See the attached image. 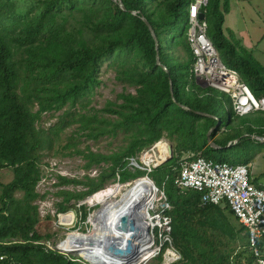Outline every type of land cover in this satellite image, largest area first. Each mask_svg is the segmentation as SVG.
Instances as JSON below:
<instances>
[{"label": "trees", "instance_id": "trees-1", "mask_svg": "<svg viewBox=\"0 0 264 264\" xmlns=\"http://www.w3.org/2000/svg\"><path fill=\"white\" fill-rule=\"evenodd\" d=\"M191 2L123 0L126 7L123 9L118 0H0V169L11 167L14 173L0 195V255L4 256L0 264H80L79 257L49 248L44 239L51 234H42L30 215L32 201L38 196L41 158L45 156V148L52 149V139L45 129L37 127L36 121L54 103L58 108L68 103L71 106L77 102L89 103V99L83 101V98L100 83L101 64L111 57L110 65H115L122 58L120 53L127 51L132 58L116 66L117 78L136 86L137 92L121 93L122 102L115 103L117 108L106 107L107 112L119 115L115 121L109 116L99 118L84 113L79 114L77 121L89 130L91 137L121 128L130 141L124 150L112 155L90 151L86 156L91 162L105 160L113 166L101 172L98 181L89 176L88 180H81L59 175V183L89 186L79 193L63 192L68 200L83 198L101 190L107 180L117 175L121 180L141 177L144 171L130 169L128 158L165 136L175 143L174 156L153 169L152 177L157 184L165 183L167 202L172 207L166 211L172 218L171 235L183 255L172 264H234L226 233L217 228L210 232L193 218L207 209L216 217H235L229 205L202 206L201 194L177 188L174 178L180 161L191 151H201L216 161L231 162L220 152L228 148L217 150L208 142L207 133L218 120L220 126L211 134L218 144L226 146L240 138L229 148L245 145L255 150L264 146L251 136L264 137V111L239 116L228 93L198 82L193 72L195 56L188 40ZM64 9L70 14H82L81 28L87 26L91 38L80 32L82 29L69 26V14ZM229 10L230 0H208L203 8L209 25L207 34L224 64L238 71L256 97H264L263 65L240 40H235L234 31L229 30L228 34L224 31ZM142 16L155 30L161 61L167 70L157 63L156 40ZM180 48L186 52V59L174 51ZM20 50L24 52L23 63L16 57ZM219 96L222 113L218 111ZM36 102L40 109L34 112ZM94 120L98 123L94 124ZM244 133L248 135L243 136ZM253 157L251 154L231 163L248 164ZM253 182L261 186L254 179ZM17 190L24 191L23 199L15 196ZM217 210L221 211L220 215L216 214ZM240 224V230L246 231L244 236H239L247 242L248 257L254 264H260L250 247L248 228ZM261 242L264 258V239ZM187 249L192 257L185 255ZM160 252L161 259L163 250Z\"/></svg>", "mask_w": 264, "mask_h": 264}, {"label": "rangeland", "instance_id": "rangeland-1", "mask_svg": "<svg viewBox=\"0 0 264 264\" xmlns=\"http://www.w3.org/2000/svg\"><path fill=\"white\" fill-rule=\"evenodd\" d=\"M164 1L165 0H157V2L161 3H164ZM64 11L69 14V26L72 25L76 29H82V14H70L66 9H64ZM89 30L90 29L87 26H84L80 32L90 37ZM172 38L173 37H171V39ZM235 40L237 42L239 41V39ZM174 51L179 54L181 59L187 58L186 52L183 49L180 48ZM122 53H120L122 58L117 60V64L112 66L110 65V62H112L111 57L107 58L101 64L98 73L100 83L95 86L93 92H91L90 95H87V97L83 98V101L89 99V103L77 102V104L72 106L68 103L61 108H58V106H56L54 103L51 108L41 112L39 119L36 121L37 127L45 129V134L50 136L52 139V149H49V147L44 149L45 156L41 158L40 162L41 179L36 186L38 196L34 201H32L30 215L35 223L36 228L42 232V234H51L49 238L44 239V242L47 244V246L68 256L81 257V254L78 252L57 249V245L63 243L70 232L81 231L87 233L91 231L93 229V225L89 221L90 216L97 214V212L101 209L102 204H91L88 202L87 199L91 195H86L83 198H72L68 200L66 193L63 191L70 190L71 192L79 193L80 191H86L89 186H87V184L78 182L59 183L60 179L58 176L62 175L69 178H79L81 180H88L87 176H89L93 179L95 178V181H98L99 174L103 171L109 170L113 166L112 162L105 160L100 162H91L90 158H88L86 155H88L90 151L103 153L105 155H112L115 152H121L124 150L125 146L128 145L130 141V137L127 136L128 134L124 131V129L121 128H118L117 131L107 132L91 137L88 134L89 130L82 127L81 123L77 121L80 113L88 115L96 114V116L99 118L103 116H109L112 121H115V118H118L119 115L117 113L115 114L109 111L107 112L106 107L117 108L118 105H115V103L122 102V98L119 97L121 93L137 92L136 86L129 85L117 78L116 66L121 64L123 60L127 62L132 58L130 51ZM16 57L19 60V63L24 62V52L22 50L19 51ZM198 82L201 83V85L206 86L203 79H198ZM217 105L219 113H222V100L220 96L218 98ZM38 109H40V105L38 102H36L35 106L33 105V110L34 112H37ZM62 120L64 121L62 122ZM93 122L94 124L98 123L95 120ZM105 125L108 127L107 124ZM101 126H103V123H101ZM112 126L113 125L109 123V127L112 128ZM59 127H62V129L56 133V130ZM51 128L56 129L51 130ZM172 144L175 145L173 142ZM75 148L82 149L81 153L76 152L77 150H75ZM255 150L251 149L249 146L242 145L224 149L220 152L224 155L226 154L229 161L240 162L244 157L247 158L251 154L255 156V154L260 151V147L257 146ZM257 163H259V167H257ZM249 165L250 168L255 172L257 181L263 182L264 159L257 160L255 156L254 160H252ZM129 168L132 170L139 168L144 171L142 172L141 177L149 176L151 179H154L152 177L153 170L148 172V170L142 167L129 166ZM259 171L260 173H258ZM13 176L14 173L11 167L0 169V195L3 192V185L11 182ZM135 180V178L121 180L120 176L117 175L116 177L107 180L101 190L110 188L117 184H122L125 186L131 182H134ZM156 185L158 186L159 191L157 200L153 207L154 209H152V212L155 216L159 213V210L162 211L165 207H167V199L163 193L165 189L164 183H156ZM15 196L19 199H23L24 191L17 190L15 192ZM171 209L172 207H170L167 212ZM61 210H63V212ZM59 211L65 214L74 211L75 222L70 225L60 223ZM204 212V214H201L200 212L196 213L193 218L207 227L210 232H213L217 228L223 231L224 234L226 233L225 235L227 236V241L231 242V247H228V249L233 251L231 256L232 263L254 264L252 258L248 257L250 252L247 250L248 246L246 240L242 241L239 236V234L244 236V233L246 232L244 229L240 230L242 227L240 222H238L234 216H231L230 218L224 216L222 218L220 216L216 217L213 211L210 209H207ZM216 214L220 215L221 211L217 210ZM164 229L167 232H165V235L162 237L159 236V231L156 229L154 230V233L152 232L154 235V246L157 252L146 262V264H172L179 261L181 257H183L180 250L175 245L174 237L171 235V231L168 232V227H164ZM230 234L233 236H230ZM160 242H163L162 246ZM161 250H163V252L162 258L160 259L158 256L160 255ZM239 252L241 255H238ZM185 255L187 257H192L189 249H187ZM80 260V264H92L85 258ZM190 261L191 259L188 262Z\"/></svg>", "mask_w": 264, "mask_h": 264}, {"label": "built area", "instance_id": "built-area-1", "mask_svg": "<svg viewBox=\"0 0 264 264\" xmlns=\"http://www.w3.org/2000/svg\"><path fill=\"white\" fill-rule=\"evenodd\" d=\"M207 3L208 0H192L189 6L188 40L195 56L193 72L196 78L203 79L206 86L228 93L233 109L239 116L264 111V97H256L247 83L242 81L238 71L224 64L209 38L208 21L206 17H200ZM168 141L163 136L142 149L138 156L129 157V166L142 167L149 172L166 163ZM177 170L175 186L183 191L192 189L200 192L202 206L229 205L235 217L248 228L250 247L259 263L264 264L260 246L264 239V187L253 182L249 165L216 161L207 158L201 151H191L182 158ZM163 193L167 199L165 189ZM166 204L167 207L156 214L160 216V222L153 227V230L159 231L160 237L167 232L164 227L171 231L172 218L166 213L171 205ZM64 214H59L60 223ZM160 243L162 246L163 242ZM3 257L0 255V259Z\"/></svg>", "mask_w": 264, "mask_h": 264}, {"label": "bare ground", "instance_id": "bare-ground-1", "mask_svg": "<svg viewBox=\"0 0 264 264\" xmlns=\"http://www.w3.org/2000/svg\"><path fill=\"white\" fill-rule=\"evenodd\" d=\"M152 181L150 177L142 176L128 185L117 184L89 196L87 201L91 204H102L97 214L90 216L93 229L87 233H68L60 248L78 252L93 264H146L156 253L152 232L154 233L153 227L160 222V216H155L152 212L159 191L156 183ZM124 214L130 220L140 223V233L133 238L138 248L129 257L122 258L106 252V241L109 238L127 237L124 230L116 226L117 220ZM61 221L68 225L73 224L75 212L62 215Z\"/></svg>", "mask_w": 264, "mask_h": 264}, {"label": "crops", "instance_id": "crops-1", "mask_svg": "<svg viewBox=\"0 0 264 264\" xmlns=\"http://www.w3.org/2000/svg\"><path fill=\"white\" fill-rule=\"evenodd\" d=\"M223 28L226 34L229 30L234 31L243 47L251 52L264 67V0H230V10L225 16ZM245 135L248 133L243 134V136ZM251 136L264 143V139L261 138L263 136ZM239 140L240 138L235 139L233 143L236 144ZM255 156L257 160L264 159V146L260 147V151ZM255 156L249 163L254 160ZM257 167H259V163H257ZM250 170L254 181L264 186V181H257L255 172L251 168Z\"/></svg>", "mask_w": 264, "mask_h": 264}, {"label": "water", "instance_id": "water-1", "mask_svg": "<svg viewBox=\"0 0 264 264\" xmlns=\"http://www.w3.org/2000/svg\"><path fill=\"white\" fill-rule=\"evenodd\" d=\"M118 2H119L120 6L123 9H126V7H125V5L123 3V0H118ZM200 17L204 18L205 15L201 14ZM142 18L145 20V22L148 25L152 35L154 36V38L156 40L157 63L159 65H161L164 69L167 70V66L165 64H163L162 61H161L160 50H159V39L156 36L155 30H154L151 22L145 16H142ZM182 106L187 108V109H189V106H186V105H182ZM197 112H199V111H197ZM199 113H202V112H199ZM212 116L217 118L216 115H212ZM220 123L221 122L218 120L216 125H214L207 133L209 145L212 148L217 149V150L224 149V148H229L233 144V142H230L226 146H222V145L218 144L212 138V136H211L212 132L214 130H216L220 126ZM261 138L264 139V137H261ZM167 144H168L167 160H170L174 156V145L172 144V142H169V141H168ZM147 177H149V176H147ZM116 226H117V228H119L121 230H124V232L127 234V237H125V238L116 237V238H113V239L109 238L106 241V250H107L106 252L109 255L110 254H115V255H117V257H122V258L129 257L135 251V249L138 248L134 244L133 238L140 233V228H139L140 227V223L136 222L134 219L130 220L128 215L124 214V215H121L119 217V219L116 222ZM57 249H61L60 245H57Z\"/></svg>", "mask_w": 264, "mask_h": 264}, {"label": "clouds", "instance_id": "clouds-1", "mask_svg": "<svg viewBox=\"0 0 264 264\" xmlns=\"http://www.w3.org/2000/svg\"><path fill=\"white\" fill-rule=\"evenodd\" d=\"M166 138H167V137H166ZM167 139H168V138H167ZM168 140H169V139H168ZM169 142H170V141H169ZM153 181H154V180H153ZM154 182H155V181H154ZM155 183H156V182H155ZM59 212H60V211H59ZM59 212H58V213H59ZM60 213H61V212H60ZM62 223H63V222H62ZM82 258H85V257H84L83 255H81V257L79 256V258H78L79 261H81L80 259H82ZM87 261H88V260H87ZM89 262H90V261H89ZM91 263H92V262H91ZM92 264H93V263H92Z\"/></svg>", "mask_w": 264, "mask_h": 264}]
</instances>
